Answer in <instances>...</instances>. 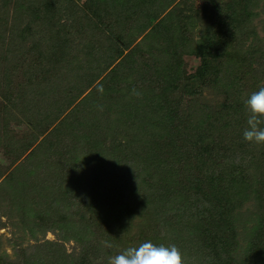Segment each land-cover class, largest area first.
<instances>
[{
  "label": "trees",
  "instance_id": "obj_1",
  "mask_svg": "<svg viewBox=\"0 0 264 264\" xmlns=\"http://www.w3.org/2000/svg\"><path fill=\"white\" fill-rule=\"evenodd\" d=\"M112 1L109 0V5L102 0H84L82 5L85 8L81 9L78 5H71V0H1L0 88L4 92L8 90L12 94L16 93L13 88L7 87L13 86L15 79L21 80V83L26 79L30 85L32 80L29 76L42 67H46L42 79L53 84L59 75L57 69L62 66L60 61L53 60V65L58 64L50 68V59L53 58L50 56L54 54V49L59 50L57 47L62 49L69 44L72 49L69 53L77 58L78 53L74 49L77 43H80V51L95 55L100 68L98 73L105 71L115 85L122 84L126 77L134 76L127 87L139 88L140 91L146 88L142 92L147 102L142 105L150 106L152 112L153 133L149 128L142 130L143 140L146 139L145 134L153 135L152 142L158 148L166 146L169 150L178 149L190 165L184 166L183 172L172 168L166 171L158 166L149 167V174L157 179L155 181L163 180L166 187L178 185L179 193L174 199L168 197L169 200H163L161 196V203H165L168 211L158 218L154 216L152 226L147 221L148 217L144 218L142 226L137 225L135 229L134 237L138 243L123 245L129 248L145 241L157 245H175L180 249L185 264H264V194L256 192V210L252 212L255 218L249 226V222L245 225L240 223L243 227L239 229L240 205L243 202L240 198L243 193H239L242 188L235 187L236 180L239 182L243 173L240 171L239 176L233 171L226 174L224 168L220 172L216 171L214 166L218 159L215 157L219 156L215 152L227 145L215 143L211 130L207 134L204 131L217 127L223 132L231 130L234 125L230 141L236 142L241 139L238 137L243 136L246 128L244 122L249 113L245 107L247 98L244 99L242 93L248 87L255 92L256 71L264 64V34L260 36L253 30L249 35L248 31L260 24L264 30V0H204L199 8L179 0L176 9L170 8L168 11L176 0H115V6ZM142 16L144 18H140ZM22 17L28 20L25 25L19 20ZM13 22L16 26L7 24ZM42 24H47L49 30L41 31ZM196 26L199 28L198 35L194 31ZM146 30L148 33L143 40L135 42L136 36ZM25 34L30 35V46H27L29 55H19L11 63L2 64V60L11 55L10 42H4L2 35L19 36L20 44H26L28 37ZM248 38L251 39L249 43ZM19 46L25 49L24 45ZM187 49L200 59V64L191 73L183 68ZM70 54L69 64L79 65L78 62L73 63V54ZM69 74L62 70L60 75L63 79ZM207 87L221 92L217 93L225 98L226 105L223 108L204 110V104L199 99ZM23 95L25 106L13 113L18 116L13 121V128L23 126V134L20 133L22 137L16 135L19 133L13 128H6L0 122L1 135L8 132L5 138L19 151L18 158L43 135L49 125L45 124L43 114L35 111L36 103L30 100L28 94ZM130 105L136 108L141 104ZM9 112L6 107L3 116L8 117ZM54 114L49 115L48 123L52 124L56 120ZM224 116L230 122V128L223 120ZM6 119L4 117L5 123ZM70 120L61 119L57 126L63 131L62 140L68 135H78L77 138L87 145V148L82 146L86 158H81V173L86 170V161L93 158L87 154V150L98 147V143L102 145L100 142L105 132L102 130L106 123L101 122L100 130L92 129L88 134L81 135L79 127ZM211 142L217 148L214 149ZM40 147L43 146L39 144L33 147L19 167L26 172H34L37 167L33 160L37 158ZM116 148L115 143L112 152ZM260 157L264 158L263 152ZM113 159L117 160V157ZM66 160L78 164L80 155H74L73 151ZM74 167L65 171L67 177ZM144 178L143 181H150L146 176ZM153 202L156 203V199ZM124 221L123 225L130 227L131 220ZM96 230L102 228L97 226ZM160 232L163 237L159 235ZM122 233V239L125 234L129 235L125 229ZM127 248L114 250V254ZM43 250L36 264H67L66 258L69 256L56 253L57 248ZM5 257L0 256V264H18L6 261ZM21 264L32 263L24 260ZM79 264H83V258ZM106 264L109 262L106 261Z\"/></svg>",
  "mask_w": 264,
  "mask_h": 264
},
{
  "label": "rangeland",
  "instance_id": "obj_2",
  "mask_svg": "<svg viewBox=\"0 0 264 264\" xmlns=\"http://www.w3.org/2000/svg\"><path fill=\"white\" fill-rule=\"evenodd\" d=\"M83 1L71 0L70 4L84 9ZM102 1L111 5L109 0ZM185 1L188 6L193 5L195 8H199L204 2V0ZM178 2L179 0L173 2V6L170 5L167 11L170 8L176 9L175 5ZM112 4L116 5L115 0ZM23 17L19 20L25 25L28 20ZM1 22L0 16V25ZM7 24L16 26L15 22ZM40 27L41 31L49 30L47 24H42ZM253 30H256L260 36L264 34L261 24L257 25L256 29H250L248 34L250 35ZM194 31L199 34L198 26ZM147 33L148 30L137 35L135 42H141ZM25 35L28 37L26 44H20L19 36L2 35L4 42H10L11 54L2 60V64L11 63L16 56L29 55L27 46H30L28 43L30 35ZM250 41L251 39L248 38L247 43ZM19 45H24L25 49L18 48ZM14 47L15 49L12 50ZM57 48L59 50L54 49V54L50 56L53 57L50 59V68L58 64L53 65V60L60 61L62 66L57 69L59 75L53 84L42 79L43 70L46 68L42 67L33 76L29 74L26 76L32 80L30 85L26 79L23 83L15 79L12 82L13 86L7 87L13 88L16 93L12 94L8 90L4 92L0 88V122L4 127L13 128V121L18 117L13 113L25 106L23 93L28 94L30 100L36 103L35 111L42 113L46 119L45 124H49L43 135L39 136L20 158H18L19 151L15 150L14 145L5 138L8 130H4L7 132L6 135H1L0 128V187L2 188L0 189V256L5 255L6 261L11 263L21 264L27 260L36 264L37 258L44 251L43 248L47 251L49 248L54 250L57 248L56 253L61 252L69 256L66 258L67 264H79L82 258L83 264H106V261L108 263L110 258L115 256L114 250L127 248L123 243L127 245L138 243L134 237L135 229L137 225L142 226L144 218L148 217L147 221L152 226L154 216L158 218L163 212L168 211L165 209V203H161V196L163 200H169L168 197L174 199L179 193L178 185L166 187L163 180L155 181L157 179L149 174V167L158 166L159 169L166 171L172 168L174 171L183 172V167L189 166L190 162L182 157L183 154L178 149L169 150L166 146L158 148V145L152 142L153 135L148 136L144 133L146 139L143 140L142 130L149 128L153 133L152 112L150 106L142 105L147 102L142 92L146 88L142 91L136 88L142 93L141 97L137 98L132 94V88L127 87L134 76L126 77L122 84L115 85L105 71L98 73L100 68L95 55L80 51V43L74 44L78 59L71 53L73 63H79L77 66L68 62L69 51L72 50L69 44L62 49ZM183 59V68L188 73L194 71L200 64L199 57L190 50L185 53ZM62 70L69 72V76L62 79L60 75ZM256 76L255 91L264 87V64L256 71ZM97 82L104 86L103 96L97 93ZM21 89H26L27 93L20 91ZM251 91L249 87L245 88L242 93L244 99L249 97L253 92ZM217 92L221 93L210 87L204 89L199 99V102L204 104V110H216L226 105L224 96L221 94L220 96ZM132 103L141 105L134 108L130 105ZM97 105H103V111H99ZM6 107L10 110L8 117L3 116ZM52 113H55L56 120L50 124L49 115ZM4 117L7 118L6 123L3 121ZM67 118L79 127L81 135L88 134L92 129L100 130L101 122L106 123L102 130L105 131L103 141L100 142L102 145L98 143V147L87 150V154L93 158L86 161V170L81 173L79 166L81 167V161L86 158L82 146L85 145L87 148V145L77 138L78 135H68L62 140L63 131L59 130L57 125L61 119ZM223 120L228 127L230 122L227 121L226 116ZM230 120L233 124L231 118ZM246 121L245 119L244 123ZM245 126L247 127V124ZM233 128L235 129L234 125ZM13 129L19 133L16 135L21 136L23 126L20 128L14 126ZM232 129L222 132L217 127L215 129L211 127L204 131L207 134L211 130L215 143L227 145L215 152L219 157H215L218 161L215 160L216 164L212 167L214 166L217 172L224 168L226 174L233 171L239 176L240 171L243 173L239 178L240 181L236 180L235 187L242 188L239 193H243L240 198L243 202L240 205L241 213L238 221L241 229L243 226L240 223L245 225L249 222V226L255 218L252 212L256 210V192L260 191L264 194V158L260 157V154L264 153V149L262 150L264 145H250L243 140V136L238 137L241 138L240 140L232 142L230 141ZM48 133H51L49 137ZM23 138L26 140L24 136ZM115 143L117 148L112 152L111 148ZM215 143H212L214 149L217 148ZM39 144L43 146L36 153V157H40L39 161L37 158L33 160L37 169L31 173L24 171L19 165L33 147ZM73 151L74 155H80L78 164L66 160ZM135 155L139 158L134 157ZM113 157H117V160ZM76 165L77 167H74ZM72 167L74 171L69 172L71 174L67 177L65 171ZM145 176L150 181H143ZM101 180L105 181L100 183ZM154 199L156 203L153 202ZM125 219L131 220L130 227L123 225L122 221ZM96 222L102 230H96ZM124 229L129 235L125 236V234L122 239ZM159 235L163 237L161 232ZM108 240L113 244V248L102 250L103 242Z\"/></svg>",
  "mask_w": 264,
  "mask_h": 264
},
{
  "label": "clouds",
  "instance_id": "obj_3",
  "mask_svg": "<svg viewBox=\"0 0 264 264\" xmlns=\"http://www.w3.org/2000/svg\"><path fill=\"white\" fill-rule=\"evenodd\" d=\"M97 93L104 95V86L97 82ZM132 94L137 98L142 93L132 89ZM103 105H97L99 111H103ZM248 110L247 127L243 131V140L250 145H264V87L251 93L245 101ZM104 247L111 249L113 244L104 241ZM109 264H185L182 253L175 245H157L151 241H145L138 246L129 247L109 260Z\"/></svg>",
  "mask_w": 264,
  "mask_h": 264
}]
</instances>
